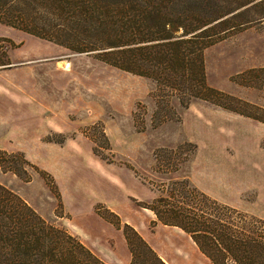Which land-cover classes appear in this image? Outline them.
I'll use <instances>...</instances> for the list:
<instances>
[{"label":"rangeland","instance_id":"374dc122","mask_svg":"<svg viewBox=\"0 0 264 264\" xmlns=\"http://www.w3.org/2000/svg\"><path fill=\"white\" fill-rule=\"evenodd\" d=\"M242 17L255 19L205 49L206 79L261 119L201 99L184 107L176 97L161 98L152 79L109 65L94 51L75 52L0 22V86L24 79V64H33L39 78L57 77L50 113L64 130L45 139L70 140L52 152L37 145L44 126L38 103L0 91V149L34 165L26 166L29 181L0 167V184L67 230L68 219L89 217L91 203L116 220L101 202L129 195L160 207L159 198L182 201L173 181L183 178L264 220V0ZM61 62L70 64L67 76ZM138 250L139 261H150L147 250Z\"/></svg>","mask_w":264,"mask_h":264},{"label":"trees","instance_id":"16d2710c","mask_svg":"<svg viewBox=\"0 0 264 264\" xmlns=\"http://www.w3.org/2000/svg\"><path fill=\"white\" fill-rule=\"evenodd\" d=\"M261 1L0 0V22L75 52L94 51L109 65L152 79L161 98L176 97L184 107L201 99L261 119L247 111V103L210 86L204 64L205 49L254 20L242 16ZM26 166L34 167L22 153L0 149L4 172L25 173L23 179L29 181ZM173 182V189L184 192L182 201L159 198L163 207L142 204L157 220L188 233L212 264H264L263 219L217 201L186 178ZM99 209L103 218L122 228L132 254L130 264H166L132 226L121 225L109 209L105 208L116 220ZM138 248L150 253V261H139ZM0 264L107 263L0 184Z\"/></svg>","mask_w":264,"mask_h":264},{"label":"crops","instance_id":"0c3cea01","mask_svg":"<svg viewBox=\"0 0 264 264\" xmlns=\"http://www.w3.org/2000/svg\"><path fill=\"white\" fill-rule=\"evenodd\" d=\"M47 66L52 67L57 73L58 69L54 65ZM21 67L23 69L20 72L24 74L22 76L24 79L18 84L11 80L5 81L6 84L3 88L0 86V91L5 90L10 97H13L12 94H14L15 97L18 96L29 102L38 103L40 109L38 112L43 119L44 126L36 131V142L46 151L52 152L70 142V140H65L67 137L61 143L45 139L48 132L64 130L63 126L55 120L57 118L54 115L51 116L50 113L52 109L50 106L52 100H50V89H56V85L60 83H58L57 77L45 78L46 75H42L39 78L35 76L33 64H24ZM63 70H65L64 76H67L69 69L63 68ZM1 73L2 70H0V76ZM53 113L55 112L53 111ZM64 116L67 117V114ZM63 120L65 121V119ZM129 196L132 197L128 199L127 196L123 200L112 199L101 203L105 205L104 208L118 216L121 225L126 223L132 226L166 264H212L188 233L176 225L160 222L150 208L139 203L136 196ZM94 204L91 203L92 210L89 212L88 219L84 218L79 223L74 218H72L73 220L68 219L67 228L69 232L77 236L107 264H130L132 254L122 228L116 227L103 218L96 211Z\"/></svg>","mask_w":264,"mask_h":264},{"label":"bare ground","instance_id":"6f19581e","mask_svg":"<svg viewBox=\"0 0 264 264\" xmlns=\"http://www.w3.org/2000/svg\"><path fill=\"white\" fill-rule=\"evenodd\" d=\"M60 65H62V66L64 67V69H69V66H70L69 62H66L65 64H63V63L61 62Z\"/></svg>","mask_w":264,"mask_h":264}]
</instances>
